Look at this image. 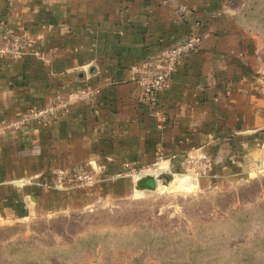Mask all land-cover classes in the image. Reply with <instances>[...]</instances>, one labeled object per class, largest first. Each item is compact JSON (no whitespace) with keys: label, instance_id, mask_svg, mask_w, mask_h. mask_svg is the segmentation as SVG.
Masks as SVG:
<instances>
[{"label":"crops","instance_id":"0c3cea01","mask_svg":"<svg viewBox=\"0 0 264 264\" xmlns=\"http://www.w3.org/2000/svg\"><path fill=\"white\" fill-rule=\"evenodd\" d=\"M0 24L27 39L0 58V222L130 199L144 174L221 194L264 177V0H0ZM188 36L162 124L134 67Z\"/></svg>","mask_w":264,"mask_h":264},{"label":"rangeland","instance_id":"374dc122","mask_svg":"<svg viewBox=\"0 0 264 264\" xmlns=\"http://www.w3.org/2000/svg\"><path fill=\"white\" fill-rule=\"evenodd\" d=\"M182 179L85 210L1 221L0 264H178L198 244L204 250L198 264H208L216 248L227 257L232 243L264 230V206L235 230L234 221L223 222L234 212L264 205V177L240 194L207 192ZM164 236L187 242L156 240Z\"/></svg>","mask_w":264,"mask_h":264},{"label":"built area","instance_id":"2783aa9c","mask_svg":"<svg viewBox=\"0 0 264 264\" xmlns=\"http://www.w3.org/2000/svg\"><path fill=\"white\" fill-rule=\"evenodd\" d=\"M27 39L16 33L7 25L0 24V58L15 59L21 57ZM200 40L196 36H188L170 47L163 49L160 55L146 60L134 67L137 80L143 87V100L148 103L150 114L162 124L166 122L162 110L159 108V92L167 85L169 78L176 71L180 60L199 47ZM63 99L48 106L31 110L27 114L15 119L7 127L19 128L35 121H43L58 115L67 107ZM91 179L85 175H74L70 178L75 184L87 183Z\"/></svg>","mask_w":264,"mask_h":264},{"label":"trees","instance_id":"16d2710c","mask_svg":"<svg viewBox=\"0 0 264 264\" xmlns=\"http://www.w3.org/2000/svg\"><path fill=\"white\" fill-rule=\"evenodd\" d=\"M264 206L263 204L257 206L253 210H243L234 212L229 218L225 219L223 222L234 221L233 229L237 228L236 224H244L249 221L253 212L258 211L259 208ZM160 242V240H164V244L172 242L177 243H186L185 239H177L172 236H164L161 239H156ZM192 244V243H188ZM202 245H196V249L193 254L183 262H179L178 264H198L201 260L204 259V250L202 249ZM217 251L212 253L214 257L210 259L208 264H264V230L263 231H255L248 241H238L231 244L230 250L228 251V256H222L220 252V248H216Z\"/></svg>","mask_w":264,"mask_h":264},{"label":"water","instance_id":"95a60500","mask_svg":"<svg viewBox=\"0 0 264 264\" xmlns=\"http://www.w3.org/2000/svg\"><path fill=\"white\" fill-rule=\"evenodd\" d=\"M158 180L162 184L169 185L173 181V176L170 174H160L155 177L151 174H144L138 178L136 182V189L156 191L158 188Z\"/></svg>","mask_w":264,"mask_h":264},{"label":"bare ground","instance_id":"6f19581e","mask_svg":"<svg viewBox=\"0 0 264 264\" xmlns=\"http://www.w3.org/2000/svg\"><path fill=\"white\" fill-rule=\"evenodd\" d=\"M184 181V180H183ZM182 185V184H181Z\"/></svg>","mask_w":264,"mask_h":264}]
</instances>
